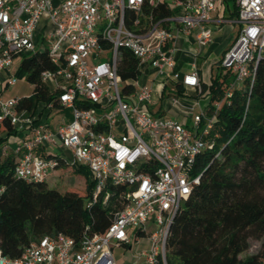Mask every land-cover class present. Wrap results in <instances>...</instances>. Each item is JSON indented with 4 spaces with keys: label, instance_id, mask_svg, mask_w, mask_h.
<instances>
[{
    "label": "built area",
    "instance_id": "obj_1",
    "mask_svg": "<svg viewBox=\"0 0 264 264\" xmlns=\"http://www.w3.org/2000/svg\"><path fill=\"white\" fill-rule=\"evenodd\" d=\"M219 0H0V71H9L14 58L37 51L40 44L53 68L40 73L52 94L48 106L68 110L54 130L34 123L26 109H18L20 97L0 95V122L12 130L30 128L31 135L18 143L4 144L15 156L14 175L27 181L43 179L57 165L54 150L67 148L71 165L90 171L93 194L89 207L109 186L124 187V201L102 233H84L79 241L64 234L44 235L17 257L0 251V264H115L112 246L130 247L138 234H146L147 249L137 253L144 264H167L166 240L172 218L182 201L199 182L193 174L196 157L214 146L215 115L225 99L206 105L184 120L157 115L150 105L153 83L180 84L202 93L198 71L176 69L171 44L176 34L193 37L197 53L213 39L211 23L234 21L239 25L230 47L218 60L233 80L225 96L252 81L264 58V0H234L236 15L215 20ZM165 10L167 11L165 13ZM41 46V45H40ZM136 60L134 75L122 78L121 51ZM121 68V69H120ZM123 68V69H122ZM150 79V81L148 80ZM16 82L9 76L7 85ZM250 86V85H249ZM174 88V89H175ZM176 89L166 93L177 105ZM56 102V104H54ZM47 155L51 156L48 158ZM150 223L153 230L148 231ZM134 229V234L130 230Z\"/></svg>",
    "mask_w": 264,
    "mask_h": 264
},
{
    "label": "trees",
    "instance_id": "obj_2",
    "mask_svg": "<svg viewBox=\"0 0 264 264\" xmlns=\"http://www.w3.org/2000/svg\"><path fill=\"white\" fill-rule=\"evenodd\" d=\"M230 1V15L234 17L236 7L234 0ZM121 54L122 67L133 68L130 72L119 70L125 79L134 75L136 60L126 50ZM53 67L45 50L22 56L16 75L31 82L33 90L20 97L18 109L32 113L39 102L52 99L40 73ZM219 67L222 70L209 84H202L203 94L198 95L207 101V113L212 112L213 101L225 99L215 115L214 146L196 157L193 174L200 173V179L172 218L166 240L167 264H264V247L240 256L249 248L250 239L261 240L264 246V58L257 63L252 81L246 80L230 96L225 93L233 74ZM176 87L179 92L183 88L180 84ZM1 130L9 133L12 125L2 121ZM52 157L57 159L52 171L41 180L27 181L14 175L12 152L0 154L2 254L17 257L44 235L61 233L79 241L84 233H102L114 211L123 206L118 193L124 187L117 185L109 186L105 203L101 192L89 207L85 206L84 200L93 194L90 171L67 163L59 155ZM66 170L82 180L83 188L65 184L59 190L49 186L50 178Z\"/></svg>",
    "mask_w": 264,
    "mask_h": 264
},
{
    "label": "crops",
    "instance_id": "obj_3",
    "mask_svg": "<svg viewBox=\"0 0 264 264\" xmlns=\"http://www.w3.org/2000/svg\"><path fill=\"white\" fill-rule=\"evenodd\" d=\"M233 7L230 0H219L217 9L213 12L212 17L215 20L219 19H225L226 17H229L230 19H233L234 17H231V11ZM224 22H230V21H224ZM217 24H220L222 22H215ZM238 31V29H237ZM214 37V36H213ZM236 37V36H235ZM234 37V39H235ZM216 39V38H215ZM215 39H212V41L207 44L205 47L200 49V51L197 53L198 46L194 42V39L192 36L187 35L183 32H179L176 34V37L174 41L171 43L175 48V59H176V69L179 71H189L193 67H195L199 74V79L201 84H209L212 77L217 74V70L213 72L212 70V63L208 65L207 74H205L202 69H200L197 65V59L201 54H208L211 51V47L214 44ZM233 37H227L223 42L219 45L218 49V59L216 60V63L218 65V60L223 55V53L230 47V45L234 41ZM215 51V50H214ZM17 57L14 58L13 64L9 71H0V93L3 89L8 87L7 81L10 75L14 74L16 75V70L13 68L14 62ZM157 84V85H156ZM154 89V99L153 103L150 105V109L154 114L157 115H163V116H171L175 117L179 120H184L186 122L187 126H190L191 124V118L189 115L193 114V107H197L198 111L200 109V106H204L207 104V101L197 95V91L193 87H184L179 92L177 88H175L178 104H173L170 99L167 97L168 95L165 94L166 90L169 88L172 91L175 89L172 88V86L167 83V89H163V83L155 82L152 84ZM158 86V87H155ZM1 95V94H0ZM28 96V95H27ZM22 97V96H21ZM189 102L193 103V107L188 108ZM205 102V103H203ZM54 108L58 109V111L64 112V118L70 117V113L68 110L65 109H59V107L53 106ZM51 106H48L46 102H39L34 112L30 113L34 119V123H44L49 129L54 130L57 126V124L63 120L60 119L56 122H53L54 115H51ZM31 130L30 128L23 127V129L11 132H6L1 130L0 131V137L2 138V143L0 147V154H4L2 146L6 143L8 144H14L18 143L21 140H24L25 138L30 137ZM61 155V154H60ZM149 226L150 223H149ZM130 234H134V229H131ZM139 237L137 240L133 239V242L130 244V247L125 246L124 244H118L112 246V256L114 258L115 264H125L124 258L119 260L116 259L114 256H132V260L128 261V264H144V262H140V260L136 259L137 253L141 250L147 249L149 246V243L146 247H142L139 250L133 251V246H138L140 243V239L142 236H147L146 234H138ZM137 248V247H136ZM114 249H117V253L114 252ZM138 249V248H137Z\"/></svg>",
    "mask_w": 264,
    "mask_h": 264
},
{
    "label": "rangeland",
    "instance_id": "obj_4",
    "mask_svg": "<svg viewBox=\"0 0 264 264\" xmlns=\"http://www.w3.org/2000/svg\"><path fill=\"white\" fill-rule=\"evenodd\" d=\"M227 18V17H226ZM229 19V17L227 18ZM232 20V19H230ZM239 25L237 23H235L234 21H230V22H222L220 24L217 23H211V28L213 29V39H215L214 44L211 47V51L208 54H201V56L198 57L197 59V65L200 69H202V71L207 74V70H208V65L210 63H212L211 67L213 72H215L216 70H222L216 63V60L218 59L217 57H219L218 55V47L219 45L223 42V40H225L227 37H234L237 34V29H238ZM36 49L38 50H43L48 44L46 42H43L40 44L39 39L41 36V32L39 31V28L36 31ZM41 45V46H40ZM215 50V51H214ZM22 56H17L13 68L17 69L20 63ZM150 81V79H148ZM157 85V84H156ZM155 87H158L156 86ZM33 90V85L31 82H29L24 76H17L16 75V82L12 85V86H8L5 89H3L1 91V96L3 98H9V97H21V96H27L30 95L32 93ZM205 103V102H203ZM189 106H187L188 108L193 107V103L189 102L188 103ZM198 113V108L195 106L193 107V114ZM51 115H54L53 117V122H56L62 118H64V112L62 111H58V109L56 108H51ZM54 152L61 154L65 157V159L67 160V163H69L72 160V154L71 152L64 147L61 148H56L54 150ZM48 184L50 187H54L57 189H64L62 188L65 184L69 185V186H74V187H79V188H83V182L81 180H78V178L75 176V173H73L70 170H66L61 172L57 177H52L48 180ZM183 204V203H182ZM147 230H153V226H149V224L147 225ZM140 243L138 246H133V251L139 250L140 248H144L148 245L149 240L147 236H142L140 239ZM138 249H137V248ZM262 247V243L261 240H254V239H250V246L247 250H245L244 252H242L240 254V256H245L247 254L253 253L258 251L259 249H261ZM117 249H114V252L117 253ZM116 257V259L118 260V262H120L119 260L123 259L125 260V264H128V261L132 260V256H114ZM140 262H142V259L140 260Z\"/></svg>",
    "mask_w": 264,
    "mask_h": 264
}]
</instances>
